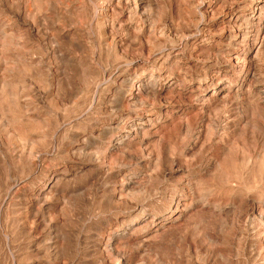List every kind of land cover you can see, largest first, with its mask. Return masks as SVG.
Returning a JSON list of instances; mask_svg holds the SVG:
<instances>
[{
	"label": "rangeland",
	"instance_id": "374dc122",
	"mask_svg": "<svg viewBox=\"0 0 264 264\" xmlns=\"http://www.w3.org/2000/svg\"><path fill=\"white\" fill-rule=\"evenodd\" d=\"M0 264H264V0H0Z\"/></svg>",
	"mask_w": 264,
	"mask_h": 264
}]
</instances>
